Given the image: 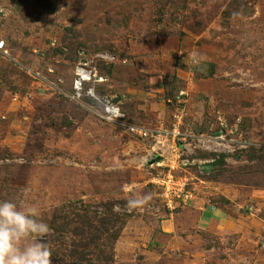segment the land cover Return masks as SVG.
<instances>
[{
    "label": "rangeland",
    "instance_id": "374dc122",
    "mask_svg": "<svg viewBox=\"0 0 264 264\" xmlns=\"http://www.w3.org/2000/svg\"><path fill=\"white\" fill-rule=\"evenodd\" d=\"M2 41L0 201L49 226L70 204L118 205L115 264H264V0H0ZM83 62L123 122L69 98ZM178 118L191 198L171 212L156 178L174 157L125 125Z\"/></svg>",
    "mask_w": 264,
    "mask_h": 264
},
{
    "label": "built area",
    "instance_id": "2783aa9c",
    "mask_svg": "<svg viewBox=\"0 0 264 264\" xmlns=\"http://www.w3.org/2000/svg\"><path fill=\"white\" fill-rule=\"evenodd\" d=\"M4 49L5 42L2 41L0 42V51ZM103 81V78L98 76L95 68L83 62L77 68L72 94L69 95V98L74 102L81 103L86 97H89L96 102V106L99 108L98 115L103 120L110 123L123 122L126 116L121 107L111 96H102L97 91L96 86L103 83ZM183 95L182 92L181 96ZM181 127V118H178L177 122L174 123L173 129L160 127L150 130L132 124L125 125L126 130L132 137L149 142V153L152 157L162 159L168 153H171L174 157L173 160L169 161L161 175L156 178V184L161 190L163 204L171 212L177 209L178 204L191 198L187 180L178 175L181 167V148L186 146L184 143L190 138V135L182 132ZM158 164L162 165L160 162Z\"/></svg>",
    "mask_w": 264,
    "mask_h": 264
},
{
    "label": "trees",
    "instance_id": "16d2710c",
    "mask_svg": "<svg viewBox=\"0 0 264 264\" xmlns=\"http://www.w3.org/2000/svg\"><path fill=\"white\" fill-rule=\"evenodd\" d=\"M85 100L96 104L89 97ZM125 224L124 215L109 204L78 202L64 207L50 222L53 233L48 242L51 250L56 249L52 264H115V245Z\"/></svg>",
    "mask_w": 264,
    "mask_h": 264
},
{
    "label": "clouds",
    "instance_id": "9594fccd",
    "mask_svg": "<svg viewBox=\"0 0 264 264\" xmlns=\"http://www.w3.org/2000/svg\"><path fill=\"white\" fill-rule=\"evenodd\" d=\"M150 198L149 194L129 199L126 207L138 209ZM118 210L117 205L114 211ZM39 215L36 207L0 201V264H52L53 253L46 239L52 229Z\"/></svg>",
    "mask_w": 264,
    "mask_h": 264
}]
</instances>
